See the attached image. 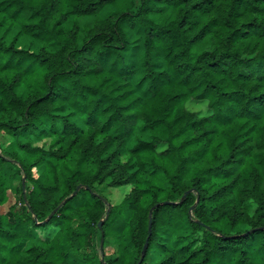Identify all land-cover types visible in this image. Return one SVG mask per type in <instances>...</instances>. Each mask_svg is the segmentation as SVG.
<instances>
[{
    "label": "trees",
    "instance_id": "trees-1",
    "mask_svg": "<svg viewBox=\"0 0 264 264\" xmlns=\"http://www.w3.org/2000/svg\"><path fill=\"white\" fill-rule=\"evenodd\" d=\"M0 134V264H264V0H0Z\"/></svg>",
    "mask_w": 264,
    "mask_h": 264
},
{
    "label": "rangeland",
    "instance_id": "rangeland-1",
    "mask_svg": "<svg viewBox=\"0 0 264 264\" xmlns=\"http://www.w3.org/2000/svg\"><path fill=\"white\" fill-rule=\"evenodd\" d=\"M109 13V9H107L104 13L103 16H106ZM94 19H81L80 20V25L82 27L91 25ZM17 31V29H14V31L12 32V34L8 37L7 39V44H9L11 42V40L13 39V34H15ZM126 31L128 32V35L130 37L131 41L134 40H142V33L140 29H134V30H128L126 29ZM16 46L18 48L21 49H25V50H29V51H37L38 50V45L37 43H35L33 40L31 39H18ZM137 137L140 138H144L147 139L148 136L147 134H137L136 135V139ZM0 141H3V137L0 134ZM133 142H129L128 146H132ZM128 159V156L124 155L122 157V161L125 162ZM41 171V169H35L34 172L35 174L39 173ZM103 186L98 187L99 190L103 191V195L107 198V200L110 202L111 205L117 204L121 201V199L123 198V196L125 194L128 193L129 191V186H121L118 188H108V189H103ZM8 195V201L5 205H3L2 207H0V213H5L9 206L12 205L13 203L17 204V208L21 207V203H19V196L15 194L14 190H10L7 192ZM51 230L49 231H45L42 233V235H49ZM103 249V251L109 256L112 257L114 256V248L112 247V245H107L105 246V248H103L101 245H99V252L100 249ZM133 252V250H131ZM156 260L155 255L150 254L148 257V260L145 264H153Z\"/></svg>",
    "mask_w": 264,
    "mask_h": 264
},
{
    "label": "water",
    "instance_id": "water-1",
    "mask_svg": "<svg viewBox=\"0 0 264 264\" xmlns=\"http://www.w3.org/2000/svg\"><path fill=\"white\" fill-rule=\"evenodd\" d=\"M80 188H81V186H78L76 188V190L67 199H70L71 197H73ZM101 223L102 222L99 223V227H100ZM150 234H151V223H149V227H148V238H149ZM148 238L146 239V241L144 243V246H143V248L141 250V258L136 264H142L143 258H144L145 254H146V250H147V247H148Z\"/></svg>",
    "mask_w": 264,
    "mask_h": 264
}]
</instances>
